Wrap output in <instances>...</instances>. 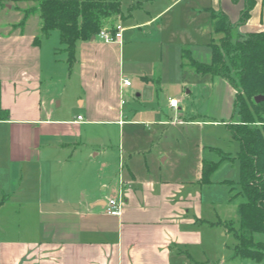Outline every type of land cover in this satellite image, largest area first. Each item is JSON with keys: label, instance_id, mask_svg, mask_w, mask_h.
I'll use <instances>...</instances> for the list:
<instances>
[{"label": "crops", "instance_id": "1", "mask_svg": "<svg viewBox=\"0 0 264 264\" xmlns=\"http://www.w3.org/2000/svg\"><path fill=\"white\" fill-rule=\"evenodd\" d=\"M22 2L0 0V264H209L204 223L211 220L191 213L195 196L181 195L182 183L155 177L149 168L144 175L134 161L140 155L136 147L112 152L107 134L86 129L138 123L125 120L123 101L134 83L125 75L124 34L121 42L79 41L70 66L66 52L62 61L57 58L51 34L41 37L38 13L25 18ZM245 5L199 0L193 11L203 14L206 26L201 30L198 24L188 37L212 39V14L219 12L229 17L235 36L263 31V0H255L250 18L241 23ZM156 70L140 69L138 77L159 86ZM64 71L69 80L77 74L71 86H77L82 112L76 116H61L51 106L64 92L56 84ZM125 79L132 85L125 86ZM142 96L137 92L134 98ZM169 107L182 109L181 103ZM120 193L121 212L108 214V199Z\"/></svg>", "mask_w": 264, "mask_h": 264}, {"label": "rangeland", "instance_id": "2", "mask_svg": "<svg viewBox=\"0 0 264 264\" xmlns=\"http://www.w3.org/2000/svg\"><path fill=\"white\" fill-rule=\"evenodd\" d=\"M22 1L25 9L38 5L37 0ZM198 2L121 0L122 12L128 18L123 22L118 19L117 24H122L125 29V75L134 83L124 97L125 120L138 123L128 122L125 126L97 124L86 129L97 135L107 134L106 142L110 144L112 152L118 153L120 147H136V151L140 150L136 154L140 155H136L134 161L144 175H147L149 168L155 177L182 183L185 187L181 195L192 194L196 197L191 213L200 211L204 218L202 221L211 220V224L204 223L209 264H264V260L256 262L248 258H234L233 245L236 240L234 232L228 228L230 222L239 228L238 209L240 203L246 200L240 194V162L236 157L239 143L228 127L240 121L234 107V90L227 86L224 79L199 74L188 65L180 70L182 49L188 50L202 62L211 60V39L205 40L200 35L196 36L200 38L198 41H192L194 37H188L198 24L202 26L201 30L206 26L203 14L197 15L193 11ZM158 13L161 14L155 21L146 23ZM159 24L163 27L159 28ZM50 41L51 45L58 47L57 58H64L67 53L63 50L58 31L51 33ZM140 69L148 74L158 69L156 73L159 72L161 76L160 85H145L138 77ZM64 74L66 77L63 73L58 74L56 83L64 92L51 106L62 113L61 116H76L82 112L80 102L76 101L77 86H71L77 82V74L71 80L67 71ZM66 85L71 92L63 89ZM137 92L143 95L139 101L134 98ZM171 98L183 100L180 101L181 110L174 111L169 107ZM161 119L167 120V124L160 123ZM173 120L180 123H173ZM224 153L233 158H226ZM165 157L168 159L163 161ZM203 159L218 163L210 175L211 184L198 183ZM253 236L255 240L264 242V232H254Z\"/></svg>", "mask_w": 264, "mask_h": 264}, {"label": "trees", "instance_id": "3", "mask_svg": "<svg viewBox=\"0 0 264 264\" xmlns=\"http://www.w3.org/2000/svg\"><path fill=\"white\" fill-rule=\"evenodd\" d=\"M37 2L38 5L25 10V18L32 12L38 13L42 20L41 37L59 32L70 66L75 62L79 41L96 37L106 25L113 31L118 19L128 18L122 12L121 0ZM245 4L241 23L250 18L255 0H245ZM212 23L214 35L219 37L217 41L215 37L211 39L210 62L199 61L182 49L181 66L188 65L199 74L224 78L235 89L234 106L240 121L228 127L239 143L236 157L240 162V194L246 200L239 205V228L231 222L228 228L235 235L234 258L262 262L264 242L255 240L253 233L264 232V101L256 102L254 98L264 94V30L235 36L229 17L223 12L213 13ZM41 37L35 41L38 43ZM224 155L233 158L228 153ZM217 165L214 161L202 160L201 185L212 183L210 175Z\"/></svg>", "mask_w": 264, "mask_h": 264}, {"label": "built area", "instance_id": "4", "mask_svg": "<svg viewBox=\"0 0 264 264\" xmlns=\"http://www.w3.org/2000/svg\"><path fill=\"white\" fill-rule=\"evenodd\" d=\"M123 31L124 28L122 24H117L113 31L110 29V27L106 26L105 28L100 30V32L97 34L96 37L107 43L121 42L123 38ZM124 85L131 86L132 81L129 79H125ZM169 102L171 107L177 109L180 100L177 98H171ZM78 120H82V116H78ZM123 204H124V197L120 193L118 196L108 199L105 205V210L110 215H118L122 210Z\"/></svg>", "mask_w": 264, "mask_h": 264}, {"label": "water", "instance_id": "5", "mask_svg": "<svg viewBox=\"0 0 264 264\" xmlns=\"http://www.w3.org/2000/svg\"><path fill=\"white\" fill-rule=\"evenodd\" d=\"M95 38H96L95 36L92 37V39H95ZM254 100L256 102L264 101V94H259V95L255 96ZM138 195L141 198V192L140 191H138Z\"/></svg>", "mask_w": 264, "mask_h": 264}]
</instances>
